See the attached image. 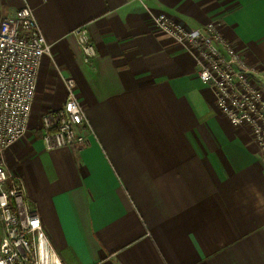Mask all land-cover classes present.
<instances>
[{
  "label": "crops",
  "instance_id": "crops-1",
  "mask_svg": "<svg viewBox=\"0 0 264 264\" xmlns=\"http://www.w3.org/2000/svg\"><path fill=\"white\" fill-rule=\"evenodd\" d=\"M24 5L52 54L39 69L37 126L5 160L62 263L264 264V147L147 9L186 27L216 23L264 84V0H0L5 14ZM66 77L88 141L47 149L41 116L65 101Z\"/></svg>",
  "mask_w": 264,
  "mask_h": 264
},
{
  "label": "built area",
  "instance_id": "built-area-1",
  "mask_svg": "<svg viewBox=\"0 0 264 264\" xmlns=\"http://www.w3.org/2000/svg\"><path fill=\"white\" fill-rule=\"evenodd\" d=\"M160 28L183 45L199 63V76L210 85L218 107L236 125H248L264 147V86L254 67L217 30L214 22L186 27L165 12H152ZM85 59L96 55L86 28L75 30ZM52 54L29 5L13 13L0 9V264H63L41 216L26 194L23 180L13 174L5 152L28 131L43 56ZM63 104L45 111L41 139L47 149L80 148L87 144L85 113L73 77L64 78Z\"/></svg>",
  "mask_w": 264,
  "mask_h": 264
},
{
  "label": "rangeland",
  "instance_id": "rangeland-1",
  "mask_svg": "<svg viewBox=\"0 0 264 264\" xmlns=\"http://www.w3.org/2000/svg\"><path fill=\"white\" fill-rule=\"evenodd\" d=\"M215 24H216V23H215ZM228 42H229V41H228ZM229 43H230V42H229ZM230 44H231V43H230ZM231 45H232V44H231ZM232 46H233V45H232ZM233 47H234V46H233ZM238 52H239V51H238ZM256 72H257V71H256ZM259 84L262 85V86H264V84H262V83H260V82H259ZM37 121H38V120H37L35 117H33V118H32V121H31V126H33V127H34V126H37V123H38ZM33 129H34V128H33Z\"/></svg>",
  "mask_w": 264,
  "mask_h": 264
}]
</instances>
